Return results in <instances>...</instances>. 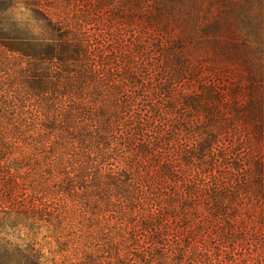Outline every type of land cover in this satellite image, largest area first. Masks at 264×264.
<instances>
[{
  "label": "trees",
  "instance_id": "obj_1",
  "mask_svg": "<svg viewBox=\"0 0 264 264\" xmlns=\"http://www.w3.org/2000/svg\"><path fill=\"white\" fill-rule=\"evenodd\" d=\"M39 2L0 0V264H210L207 237L243 247L248 236L237 193L245 186L202 189L181 168L206 165L228 126L219 120L224 100L264 133V99L253 96L261 54L248 49L246 38H215L230 26L224 17L203 22L185 0H153L138 19L168 34L178 76L152 89L146 65L135 69L117 50L99 49L93 38L41 14ZM21 4L41 32L14 16ZM142 5L136 0L135 10ZM135 48L146 56L145 42ZM198 57L239 59L249 75L247 98L240 101L233 86L224 97L201 83ZM178 77L196 82V91L176 96ZM158 95L163 105L148 104ZM138 100L149 116L135 113ZM177 103L189 113L177 114L168 130ZM202 115L208 125L188 123ZM183 131L195 137L193 150L173 149ZM255 169L264 174L261 163ZM43 232L55 247L41 243Z\"/></svg>",
  "mask_w": 264,
  "mask_h": 264
},
{
  "label": "rangeland",
  "instance_id": "obj_2",
  "mask_svg": "<svg viewBox=\"0 0 264 264\" xmlns=\"http://www.w3.org/2000/svg\"><path fill=\"white\" fill-rule=\"evenodd\" d=\"M224 1L226 0H185V3L193 6V13L203 22L223 17L229 21L230 26L221 30L214 36L215 38L220 41L246 38L249 43L248 49L261 54L262 74L257 86L259 88L253 90V96L264 99V0H227V5ZM152 2L153 0H143V7L140 10H135L136 0H106L104 6L98 5L97 0H40L39 7L41 14L61 21L64 26H68L77 34L93 38L98 42L99 49L106 52L117 50L118 54H122L121 56L131 58L135 69L146 65L148 72L144 73L146 74L144 78L153 89L162 82L163 78L176 76L177 68L173 62L175 51L172 50V41L168 34L148 30L138 19L145 15ZM13 13L18 19L27 22L33 28V32H41L32 14L22 4L17 6ZM211 37L213 36L203 38ZM140 41L145 42L147 47L145 57H141L135 48ZM238 45L239 50H247L239 42ZM197 61H194V64L200 70L199 79L205 86L214 85L224 97L233 86L238 91L237 96L240 101L247 98L249 75L246 66L239 59L210 61L202 58L201 61L198 57ZM174 83L176 96L191 94L197 89L196 82L188 85L184 78L178 77ZM164 99L162 95H158L149 99L148 104L161 106L165 103ZM229 106L230 101L224 100L222 107L227 109L221 112L219 120L227 122L228 126L212 146L206 165L199 164L203 169L202 172H200L201 167L197 168V162L183 164L181 169L185 175L188 174L187 178L199 180L202 189L219 185L233 192L239 185L245 186L243 192L237 193L239 195L237 203L245 216L244 233L247 234L248 241L242 247L226 245L221 242L224 241L221 237L215 235L207 237L208 246L211 247L210 264H264V174L259 176L255 169V164L258 162L264 167V133L260 136L250 122L229 110ZM134 109L135 113L146 117L150 115L149 110L140 100L135 103ZM168 113V130H172V124L177 121V114L187 115L189 111L177 103L175 109ZM190 119L188 120L190 125L209 124V119L204 115ZM195 141L191 133L183 131L174 138L172 147L193 150ZM220 154L224 155L223 159L219 157ZM231 164H237L238 168H233ZM173 186L171 184L172 189ZM199 203V210L204 214L206 201L202 199ZM44 234L43 232L39 235L41 243L46 245V242H50V247H55L54 239L42 237ZM199 240H203L202 237ZM53 259L57 260L56 257ZM59 263L57 261L55 264ZM105 264L108 263L105 261Z\"/></svg>",
  "mask_w": 264,
  "mask_h": 264
}]
</instances>
